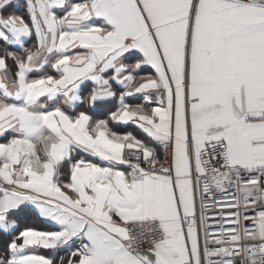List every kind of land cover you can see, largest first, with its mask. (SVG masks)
<instances>
[{"label": "snow or ice", "instance_id": "1", "mask_svg": "<svg viewBox=\"0 0 264 264\" xmlns=\"http://www.w3.org/2000/svg\"><path fill=\"white\" fill-rule=\"evenodd\" d=\"M0 264H264V0H0Z\"/></svg>", "mask_w": 264, "mask_h": 264}]
</instances>
